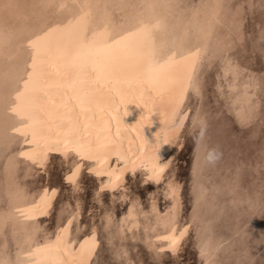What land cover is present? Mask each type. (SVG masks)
Here are the masks:
<instances>
[{"label":"rangeland","instance_id":"374dc122","mask_svg":"<svg viewBox=\"0 0 264 264\" xmlns=\"http://www.w3.org/2000/svg\"><path fill=\"white\" fill-rule=\"evenodd\" d=\"M58 1L0 0V264H36L62 228H70L74 243L96 233L91 264H264V0H101L100 10L119 23L103 25L96 45L105 51L119 56L123 30L139 14L163 17L156 29L165 38L164 53L156 55L163 65L200 49L179 117L182 148L174 145L164 180L146 181L147 173L137 170L113 190L102 186L105 175L91 169L90 157L65 160L53 151L43 167L34 161L36 126L24 132L32 120L37 48L63 33L69 42L80 40L73 19L78 2L59 9ZM89 52L81 57L79 90ZM168 182L180 186L174 227L159 222L172 210ZM49 192H56L53 210L30 221L25 209ZM131 206L139 221L134 227ZM185 228L181 250L173 253L165 236Z\"/></svg>","mask_w":264,"mask_h":264},{"label":"bare ground","instance_id":"6f19581e","mask_svg":"<svg viewBox=\"0 0 264 264\" xmlns=\"http://www.w3.org/2000/svg\"><path fill=\"white\" fill-rule=\"evenodd\" d=\"M70 1L59 0L56 8H68ZM75 1L78 5L73 19L80 24L81 41L69 42L66 33L59 37L48 36L44 39L46 44L40 46L39 43L36 51L40 59L37 74L31 80L36 87L32 120L25 124L24 131L28 135L32 125L36 126L34 161L45 167L53 151L65 160L70 154L80 159L90 157L91 169L98 176L105 175L102 186L110 190L123 185L126 174L134 175L137 170L147 173L146 181H161L172 163L174 145L182 148L179 138L185 123H180L179 117L197 71L200 49L185 52L173 62L171 55L177 50L171 54L168 51L165 57L171 59L163 65L161 56L160 61L156 57L164 53L159 43L165 38H160L156 30L163 28V17L157 15L150 21L147 14H139L137 23L123 30L125 39L117 43L120 52L117 56L113 48L105 51L96 44H99L97 38L104 24L116 28L119 23L100 10L101 0ZM137 10V13L141 11ZM110 43L116 44L113 38ZM88 51L85 79L83 76L79 90L81 57ZM109 63H113L112 67ZM79 165L71 183H76L81 174L84 164ZM170 186L172 210L169 215L161 216L159 222L174 227L180 208V186L178 183ZM55 198L56 192H49L38 201L29 202L26 217L36 221L48 216ZM129 211L133 218L131 227L138 226L134 206ZM187 230L179 233L170 229L165 236L168 249L173 253L180 247L182 238L185 240ZM70 233V228H62L55 238L48 239L36 264H91L97 249L96 233L77 243L71 242ZM31 235L29 240H32ZM20 252L27 254L25 257H34L28 248H20Z\"/></svg>","mask_w":264,"mask_h":264},{"label":"clouds","instance_id":"9594fccd","mask_svg":"<svg viewBox=\"0 0 264 264\" xmlns=\"http://www.w3.org/2000/svg\"><path fill=\"white\" fill-rule=\"evenodd\" d=\"M213 153H214V150L209 152V160L213 158Z\"/></svg>","mask_w":264,"mask_h":264}]
</instances>
